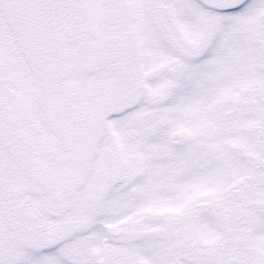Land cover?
<instances>
[{
    "label": "snow or ice",
    "instance_id": "obj_1",
    "mask_svg": "<svg viewBox=\"0 0 264 264\" xmlns=\"http://www.w3.org/2000/svg\"><path fill=\"white\" fill-rule=\"evenodd\" d=\"M0 264H264V0H0Z\"/></svg>",
    "mask_w": 264,
    "mask_h": 264
}]
</instances>
